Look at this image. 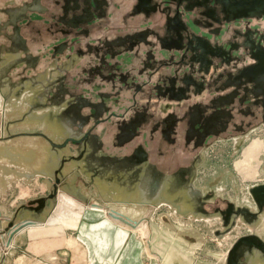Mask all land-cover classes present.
<instances>
[{
  "label": "crops",
  "instance_id": "1",
  "mask_svg": "<svg viewBox=\"0 0 264 264\" xmlns=\"http://www.w3.org/2000/svg\"><path fill=\"white\" fill-rule=\"evenodd\" d=\"M21 1L0 0L3 7H15ZM106 1L107 4L102 6L103 10L93 6V18L83 22L78 28L70 29L71 33L67 32L68 27L60 21L61 5H63L64 0H39L36 7L40 8L41 11L30 10L28 17L23 18L24 20H19V32L27 49V62L22 61L12 66L7 72L10 82L0 83V106L4 107L6 124H8L9 130L13 129L16 132L35 131L41 125V132L45 133L53 141L61 142L69 132L62 121L64 118L62 112L66 111V104L62 102V105H55L53 102L69 101L68 92L88 95L87 89L89 88L87 87H92L94 83L100 86H107V88L97 89L99 91L97 95H102L110 87V84L106 82L108 79H106L105 75H110L114 72L115 87L118 90L116 92V89L113 88L112 98H116L113 102L117 104V113H122L127 121L129 119L135 120L136 116H138L139 122L135 125L136 127L134 126V130H130L128 126V128L119 131L117 120H114L112 128L108 129L110 137L106 138V140L94 133L100 142L98 155L112 157V165L109 163L107 170L104 171L105 173H101V176L93 175L90 171L91 169L86 167L81 160L74 163L66 162L62 166L61 174H63V178H61V184L77 191L89 200L87 204L77 200L80 209L78 208L76 211L82 213V215L78 218L76 229L77 231H83L82 236L84 238L80 246L86 250L89 262L92 260L89 256L91 254L96 259L105 260V262L113 261L117 264H143L141 257L144 256L149 258L150 261L152 260V264H160L158 262L159 258L164 264H198V257L193 256V254L200 248L199 246L204 247V243L201 245L197 243L198 236L202 237L199 229L192 223V220L187 224L183 223V225L178 222L176 215H179L178 213L181 214V211L162 200L164 197H176L179 192L174 195L166 194L168 185L163 180L154 195L152 203L141 204L127 200L144 196V192L139 186V181L144 171H142L139 178H134L131 172L123 169L124 163L126 158L144 156L146 161L152 165L153 172L156 175H173L181 169L187 170L194 167V176L191 180L196 187L197 164L199 163L198 161L204 160L206 147H209L213 142L226 139L228 134H221L218 137H211L196 142L193 135L185 137L184 133H176L175 135V133L163 132L165 118L171 115H174V117L181 115L187 111V108L194 101L198 100V98H194L179 104L174 99L156 94L154 90L155 84L161 81L165 74L171 75L175 68L174 65H171L172 63L168 64L169 66L158 68L161 65L160 62L169 56L176 58L180 54L174 48L170 49L171 47H168V49L163 48L165 52H160V44L152 38L153 34L149 35L152 32L151 28L155 27V25L157 27L158 24H161L159 36L162 37L165 34V15L158 11L149 12L146 9L149 4L138 7L136 0ZM117 5L125 8L124 11L126 13L123 21L117 20L118 17L115 14L112 19L108 15L109 11L112 10L114 12V8ZM49 6H51V9ZM95 10L99 12V16ZM7 19V14L0 15V22L3 21L4 23ZM109 20L121 21L122 27L124 26L125 28L117 33L102 31L101 27L104 26L103 29L106 31ZM114 26L117 27L115 23ZM94 28H100V30L97 31ZM144 30L148 31L149 34L146 33V39L150 40L153 45L151 47L147 45L146 48H140L138 51L137 49L128 50L127 55H125L126 59L123 53L125 51L120 50V48L127 45L131 35ZM74 35L81 42L72 43L70 48L69 40ZM95 36H97V39L103 37V43L107 44L109 42L111 47L112 40L116 39L114 48H112L114 53L92 49L97 46L96 43H89L86 39ZM208 38L212 41L214 36ZM2 39L3 36L1 34L0 42ZM44 41L45 44L41 46ZM5 43L9 44V42ZM47 43H49V50L48 48L43 50ZM5 47V44L0 45V67L8 63L10 59H15L17 55L20 58H25L21 46L16 49L15 54L8 52ZM94 50L96 53H93ZM147 51L153 52L156 63L151 67L145 68L143 64ZM121 54L123 55L120 57ZM96 64H100L99 71L97 70L99 73L93 69V65ZM16 71L17 73L21 71V76L18 75L21 78H17ZM74 75L73 83L78 86L71 88L66 82L72 84L71 77H74ZM54 85H61V87L66 89V92L55 90L56 86ZM148 93H151L152 97L147 100ZM129 97H133V100L131 101ZM79 113L85 112L80 109ZM215 124H217V121L213 122L212 125ZM73 129L76 130L75 128ZM133 131H136L137 134L145 131L144 140L141 136L129 141L130 132ZM245 132L246 129L242 131V133ZM148 136H150V140ZM243 137H237L235 141ZM201 142H204V144L201 145L199 152L196 154L192 152L188 156L187 166L182 164L178 165L177 170H171V166H173L172 164L177 158L178 153L176 152L179 149L183 147L182 150L192 151ZM40 145L44 146L46 151H43ZM0 147L7 150L13 157L11 162L0 163V166L2 165L5 170L7 169L4 175L27 176L26 180L32 181L41 174L45 176L43 179L46 182L45 187L53 182L52 175L48 171L50 170L51 172L53 168L57 167L58 163L55 157L52 158L53 162L46 166V174L42 172L43 170H36L32 166L33 162L37 163V160H41L40 162L43 163L44 160L50 157V145L45 139L40 136H16L11 140L4 141ZM75 148V144L70 145L68 153H75ZM167 149L172 150V156L166 154ZM32 153L35 154L33 155ZM63 153L65 152L60 151V155H63ZM19 154H24L22 157H26V160L20 161L19 157L21 156ZM165 164H168L166 169L163 168L166 166ZM9 165H14L15 167L9 169L7 168ZM149 175L152 174L150 173ZM35 176L37 177L35 178ZM182 177L186 180L190 175L184 171ZM63 196L71 197L68 194ZM90 201L108 206L114 218L108 214L109 210L107 211V208L100 206H95V208ZM119 215H124L132 220L141 216L146 217L139 225L136 226L133 223V226H130L127 222L119 220L123 217ZM200 217L207 218L208 216ZM189 219H191L190 216ZM86 224L89 227L84 229L92 232H85L86 230L81 228V226ZM148 226H150V229ZM149 231L150 235H148ZM137 236L140 240V245L134 246V241L138 240ZM85 238H88V240L86 241ZM231 244L224 251L221 264H224L226 253ZM94 245L96 247L91 250L90 246ZM110 252H112V255L109 254ZM153 253L156 254V259L153 258Z\"/></svg>",
  "mask_w": 264,
  "mask_h": 264
},
{
  "label": "rangeland",
  "instance_id": "2",
  "mask_svg": "<svg viewBox=\"0 0 264 264\" xmlns=\"http://www.w3.org/2000/svg\"><path fill=\"white\" fill-rule=\"evenodd\" d=\"M16 1L19 2L21 0H16ZM1 3L2 2H0V8H3ZM49 7L51 9V6ZM124 9L125 8H123L121 5H117L114 8V12L111 10L109 11L108 15L112 19V16L115 14L118 17L117 20L123 21V19H125L124 14L126 13ZM188 15L189 14L186 13L185 21L190 25L192 30H194L196 33H199L200 29L195 27L193 28L194 25L192 24ZM253 20H258V19L257 18L251 19L250 25L254 27H259V22ZM20 21L18 22V26H20ZM121 21L109 20V23L106 26V31L105 29H103L105 26L101 27V30L108 33L120 32L125 28L124 26L122 27L120 23ZM112 22H114L117 27H115L114 23ZM12 29L13 27L10 28V25H7L4 28V30L0 32V35L2 34L3 36L0 45L5 44L6 45L5 49H7L8 52L11 46L10 45L11 39L7 37V34H12ZM67 29H68L67 32L71 33L70 29H74V28L68 27ZM94 29H96L97 31L100 30V28H94ZM222 29H225V27H222ZM151 30L152 33H150L149 35L153 34L152 38L158 41L159 39L157 38V34L160 33L159 30H161V24L160 25L158 24L157 27L155 25V27H152ZM204 35H207V37L212 36L209 33H206ZM215 37L221 38V35H217ZM45 41L42 43L41 46L45 44ZM69 41H70V48L72 47V43L81 42L76 35L72 36ZM86 41L89 43L95 42L98 47L102 48V50L100 51L106 50L105 48L102 47L104 41L103 37L98 39L97 36L90 37L87 38ZM148 41L151 42L150 40ZM5 42H9V44L7 45ZM147 45L151 47L150 44H146L141 41L135 48L138 51L140 48L143 47L146 48ZM47 48L49 50V43H47L45 47H43V50ZM160 49H161L160 52H165L161 48V46ZM176 52H178V50ZM232 52L234 56L239 54V52L235 50ZM26 53L27 52L23 51L24 56L26 55ZM93 53H96V51L94 50ZM93 53L91 54L93 55ZM123 53H124V57L127 59L125 55H127L128 52L125 51ZM122 55L123 54H121L120 57ZM247 56L245 57L246 59H244L246 63L248 61H253L250 59V57ZM214 59H215L214 61L216 62L221 63L222 61L220 58H214ZM223 65L233 67L232 64L229 65L223 64ZM105 70L107 71V69ZM15 74L18 76L21 74V71H19L18 73L16 71ZM110 75H111V79H108L106 81L107 83L110 84V87L108 91L103 92L102 95L100 94L97 95V93L99 92L97 89L107 88V86L106 85L100 86L95 83L92 87L91 86L87 87L89 88L87 89L88 95H83L82 93L72 94V92L67 91L68 92L67 95H69L68 97H71V95H76L78 97L87 99L91 103H103L105 109L102 110L98 118L99 121L97 123H94L91 132L95 133L96 135H100L105 140L106 138L110 137L109 135L110 131H107V129L108 128L111 129L112 122H114L112 119L113 116L112 113L118 112L117 104L113 102V100L116 98L115 97L112 98L113 88L116 90L118 89L115 87L116 85L112 84L115 81H112V74ZM206 76L208 77L209 74H207ZM17 78L19 79L21 77L18 76ZM74 79H75V75L74 77L73 76L71 77L72 84L66 82V84L71 86V88L78 86L73 83ZM89 84L91 85V83ZM249 96L250 98L245 99L243 104H240L239 101L234 102L233 109L234 111H236L239 108H246V106H250V108L252 109V113L247 114L245 112H239V113L237 112L238 113L237 116L235 114L236 112H233L235 117L229 120L228 125L225 127L226 129H224V131L220 132L219 135H214V134L206 135L204 138V139L207 138L209 139L211 137H218L221 134L222 135L228 134L226 139L213 142L209 147H206L207 149L205 151L203 161H198L197 159L199 163L197 164L198 175L196 179V187L201 189L205 196L209 195V197H206V201L202 203L203 209L208 213H215L217 212V209L224 211L229 208L231 202L234 203V205L236 206H248L252 210L256 209L255 203L249 193L248 187L259 183H264V151L259 155V157L257 158L258 160L255 161V164L258 165L256 171L257 173L252 174V176L248 177V179H242L243 176L240 175L235 169L236 162L242 159V152L249 145V143H251V140L257 138L264 139V116H262L261 113L262 111L252 103L251 95ZM150 97H152V94L148 93L146 99L148 100ZM129 99L133 100L132 97H129ZM2 108L3 107L0 106V145L1 146L4 143V141H8L12 139L10 138L3 140L2 137L6 136L8 133L13 134L19 132V131L16 132L13 129L11 130L2 129V124L7 125L5 118L6 115L4 112L5 110ZM82 110L85 112L82 113L83 115L90 117V121L84 124V126L82 127V130H85L92 123L91 116L95 113V109H93V107L90 106H83L81 108V111ZM41 128L42 127L40 125L35 131L41 132ZM74 128L76 129V127ZM250 128L252 132H250L251 131ZM245 129L246 132L242 133V131ZM176 130L179 131L178 134L184 133V129L181 126H179V128H177ZM35 131L32 130L31 132H35ZM22 132H26V131H22ZM141 133L138 134L135 133L133 136L130 137L129 141L131 139L134 140L140 138L141 136L143 137L144 140L146 132L141 131ZM240 136H244V137L242 139H239L238 141H235V139ZM149 137L150 136H148V138ZM183 140H185V138H183ZM200 147L201 144H199L197 147H194L192 151L191 150L188 151L186 149L182 150L183 147L179 149L176 152L178 153L177 158L174 160L175 162L174 164H172L173 166H171L172 167L171 170L172 169L177 170L178 165L185 164L183 166H187V162L189 160L188 156L190 155V153L193 152V154H196L197 152H199ZM166 154L168 156H172V150L167 149ZM23 155L24 154H19V156H21L19 157L20 161L26 160V157H22ZM198 157L200 158L199 154ZM7 162L8 161L4 162L0 160V163H7ZM165 165L166 166L163 167L164 169H166L168 164ZM12 167L14 168L15 166L9 165L7 168L10 169ZM5 172H7V169L5 170V168L1 165L0 166V264H117L116 262L113 261L105 262V260L96 259L95 256L93 257L91 254H89V256L92 260L89 262L87 258V252L85 249H83V251H78V253L77 252L75 253L73 249L66 247V242L69 238H74L79 244V246L80 244H82V239L84 240V238L82 236L83 231L82 232L81 230L77 231L76 229L78 218H80L82 215V213L76 211L80 205L75 198L63 196L65 193L62 192L58 194L57 207L53 210L52 214L47 215V218L44 222H39L38 224H34V225L26 224L24 227L15 231L17 227V223L23 220V218H37L44 216L45 211L49 212V210L52 207L49 198L46 199L45 206L42 208L43 209L42 211L37 212L32 208L39 206V203L35 201V199L48 195L50 184L47 187H45L46 182L43 181L45 176L41 174L38 175V177L35 176V178L37 177L36 179L29 181L26 180L27 176L22 177V176H16L15 174L4 175ZM89 192L91 193V191ZM90 203L92 202L90 201ZM178 214L179 215H176L178 222H180L183 225V223L187 224L190 222V220H192V223L199 229V232L202 235V237L198 236L197 243L198 245L204 243L205 248L199 246L200 248H198L196 250V253L193 254V256L195 255L198 257L199 260L198 264H221L223 259V253L228 247V245H230L236 237L242 234H247L250 231H252L250 230L252 229L251 226L246 225L245 222L237 219L236 220L237 222L235 224L236 226L234 225L228 232H226L227 234L226 233L222 234L223 235L222 236L221 233H219V231L222 230L221 228H223L222 219L218 213L217 215L214 214L207 218L199 217L200 215L196 217L193 216V214H189V215H183L180 213ZM119 216H123L122 218L125 217L128 221H130V219L124 215H119ZM189 216L191 219H189ZM144 217L146 216H141L138 219L137 218H134L133 220L131 219V222L137 226L140 224L142 220H144ZM259 218L261 220L260 225L262 226L264 224V214H260ZM11 221L12 224L9 225V222ZM87 227H89L87 226V224L85 226L84 225L81 226V228L83 229L84 228L87 229ZM149 227L150 226H148V228ZM150 231L148 232V235H150ZM85 232H92V231L86 230ZM255 233L262 240H264V225L262 226V230L260 232H255ZM86 236L88 237V235ZM137 239L138 240L134 241L133 243L134 246H136L137 244L140 245L139 244L140 240L138 236ZM85 240L87 241L88 238L87 239L85 238ZM95 247L96 245L90 246V249L92 250V248ZM109 254L112 255V252H110ZM153 258L154 259L157 258L156 254H154ZM141 260L143 261V264H152L151 262L152 260L150 261L149 258H147L146 256L141 257ZM241 260L243 264H245L243 258H241ZM257 264H261V263H257Z\"/></svg>",
  "mask_w": 264,
  "mask_h": 264
},
{
  "label": "water",
  "instance_id": "3",
  "mask_svg": "<svg viewBox=\"0 0 264 264\" xmlns=\"http://www.w3.org/2000/svg\"><path fill=\"white\" fill-rule=\"evenodd\" d=\"M38 1L39 0H33L32 4H24V6L20 10L7 12L8 19L2 25H0V29L6 27L7 25H11L13 27L12 34H7V37L11 39V46L9 48L10 53L15 54L16 49H18L19 46H21V49L24 52H27L26 46L24 45V40L21 38L19 32L18 21L20 19L26 18L25 11L27 9L33 10L34 8H36L38 11H41L40 8L36 7ZM177 1L186 2V11L191 10L195 5L204 7L208 10L206 13L207 16H211L212 12L214 11L213 9H210V3L213 2L215 5L220 6V11L222 12L226 21H234L236 19L242 18H260L264 16V0ZM144 2V0H139L138 7L146 6L147 1L145 3ZM148 2L150 3V0H148ZM104 4L105 3L103 1L96 0H64L63 5H61L62 15L60 17V21L67 27L78 28L80 24L93 18V6H96L99 10H103L102 6ZM69 13L70 16H68ZM96 14L99 16V12H96ZM181 15L182 12L177 11L174 18V24L167 28L170 31L171 36L166 41L167 43L164 42V40L162 41V46L168 49V47H170L168 44H172V48H174L176 51L178 50V52L180 53V57L178 60L183 64V66L188 67L190 70H198V72L204 70L205 73L212 64L211 58H220L222 60V63L225 64H229L233 59H235L234 57H232L231 50L223 49L224 47L219 44H211L209 38L206 35L196 33L194 30H192L190 25L185 21L186 18H182V20L180 19ZM134 38L135 42L133 44V47L139 44L141 41L146 44L148 43L146 41V33H141V35L138 34ZM243 45L245 49L248 48L250 50V55L254 62L246 65L240 71V74L238 75L239 82H237L236 85L243 83L245 84L247 82L253 83V86L255 87L254 95H262L261 102L262 106L264 107V36L257 30H255L252 35L245 36ZM26 55L25 58H20L17 55L15 56V59H10L8 63L0 67V83L10 82L9 77L7 76V72L12 66H15L17 63L26 61ZM184 74L185 73H183V75L181 76V82L188 85L190 83V78H187V75L184 76ZM174 83L175 81L173 80V78L170 79L171 86L169 85V87L166 89V92L168 93L170 98L179 101L187 98L183 87H179L178 91H175ZM54 86H56V90L66 92V89L64 87H61V85ZM60 102L61 103H59L58 101H54L53 103L55 105H62V102L66 104V111L62 112V116L64 117L62 121L64 127H66L69 131L68 135H66L61 142L53 141L45 133L37 131L18 132L13 134L8 133L6 136L2 137L3 140H5L14 138L16 136H40L44 138L50 145L49 162L51 164V162H53L52 158L55 157L58 165L57 167L53 168V170H51L52 173L50 172V170L48 171L52 175L51 178H53V182L50 183L48 195L35 199V201L39 203V206L33 207L32 209L36 210L37 212L43 210L42 208L45 206V201L47 198L50 199L52 206L58 190L72 192L77 197H79L80 200L89 202V200L84 195L61 184V178H63L61 169L64 163H74L81 160L85 163L86 167L91 169L90 171L93 175L96 174L99 176L102 175L101 173H105L104 171L107 170V165L109 163L112 165V157H106V155H98V151L100 150V142L97 140V136L91 132L94 123L98 122V118L102 110L104 109V105L101 103H90L82 99V97H78L76 95H71L69 101L61 100ZM83 106H90L95 109V113L91 116L92 123L85 130H82V127L84 126V124L90 121V117L79 113V110ZM220 116L221 115H218V113H213L210 116L206 117L204 120L198 118L194 121L192 127L201 136V138L203 137V139L206 135L209 134L216 135L218 130L210 129V126L213 124V122L219 120ZM137 123L138 121L132 122L130 124V129L134 130V126ZM196 124L199 125L198 128L195 127ZM74 127H76V130L73 129ZM126 127L127 126H125V128ZM6 128L8 129V124L6 125ZM134 134V132H130L129 137L133 136ZM74 143L76 144L75 153H68V147ZM60 151H63L65 153H63V155H60ZM12 158V155L8 153L7 150H5L3 147H0L1 161L11 162ZM124 164H121L124 165L123 169L131 172L134 178H139L142 171H144L143 176H141V180L139 181V186L144 192V196L138 199L127 200L135 201L141 204L152 203L154 200V195L157 193L158 188L162 184V181L165 180V183L168 185L166 194L174 195L176 192H179V194L176 195V197L162 198L164 202L175 206L181 211V214L183 215L193 214V216L196 217L199 215L209 217L214 214L217 215L218 213L222 219L223 228L219 231L221 235L228 232L236 224L237 219L245 222L249 226H253V223L258 219L260 214L264 212V183H259L248 187L249 193L255 203V210H252L248 206H236L231 202L229 208L224 211L217 209V212L215 213H208L203 209L202 203L206 201V197H209V195L205 196L201 189L193 185L191 180L194 176V167H191L187 170L181 169L179 170V172H176L173 175H156L153 172L154 169L152 165H150L146 161V158H144V156H140L139 158H136L135 156L126 158ZM184 171L190 175V177L186 180H184L182 177ZM42 172L46 174L45 170ZM150 173L152 175H149ZM91 204H93L94 207L100 206L105 207V209L107 208V211L109 210L108 214L114 218V215L110 213L111 209L108 206H104L95 202H92ZM47 214L48 211H45L44 216L41 217L23 218V220L17 223L15 231L24 227L26 224L34 225L42 222L45 218V215ZM119 220L125 221L128 225L133 226V223H131V219L130 221L125 218H121ZM11 224L12 221L9 222V225ZM255 251H259V254L264 255V240H262L255 232L242 234L236 237V239L231 244L226 253L224 264H243L241 258H243V261L246 264L247 257ZM158 260L160 264H164L160 258Z\"/></svg>",
  "mask_w": 264,
  "mask_h": 264
},
{
  "label": "flooded vegetation",
  "instance_id": "4",
  "mask_svg": "<svg viewBox=\"0 0 264 264\" xmlns=\"http://www.w3.org/2000/svg\"><path fill=\"white\" fill-rule=\"evenodd\" d=\"M32 1L33 0H22L15 7L8 6V7L0 8V15H4V14L8 15L7 12L20 10L24 6V4L26 3L32 4ZM96 1H103L105 4H107L106 0H96ZM144 1L145 2L147 1V4L149 3L148 0H144ZM136 2L137 4H139L138 3L139 0H136ZM186 5L187 4L185 1L179 2L177 0H150V3L148 7H146V9H148L149 12L158 11L165 15V28H164L165 34H163L162 37H160L159 34H157V38L159 39L158 41L160 43L161 48L162 49L164 48L162 46V41L164 40V42H166L168 38L171 36L170 31L167 28L172 24H174V18L176 16V13L177 11H180L182 12V15L180 16L181 20L182 18L185 19L186 13H188L189 19L194 25L193 28L195 27L200 29L199 34L209 33L210 35H212L211 37L214 36V39L212 38L213 39L212 41L209 39L211 44L213 43L219 44L224 47L223 49L231 50L232 57L235 58L231 61V63H229L232 64L233 67L225 66L223 65L225 63L221 64L222 61L221 63L216 62L214 61L215 60L214 58H211L212 64L210 65V68L206 70L207 72L205 73L204 70L198 72V70H190L188 67L183 66V64L178 60L180 56L176 58L169 56L167 59H164L165 61L162 60L160 62L161 65L158 68L162 66H169L168 64L171 63H172L171 65H174L175 68L173 69L171 75L165 74L161 78V81H158L155 84L154 90L156 91V94H161L164 97L171 99L168 93L166 92V89L170 85V79L173 78V80L175 81L174 83L175 91H178L179 87H183L185 95L187 96V98L182 99L180 101L176 100L179 104H181L182 102L192 100L194 98H198V100L194 101V103L187 108V111H185L181 115L176 117H174V115H171L165 118L163 132L166 133L171 132L172 134L175 133L176 135V133H179V131H177L176 129L179 128V126H181L184 129L185 137L193 135L194 139H196V142H200L201 140L202 141L204 140L203 137L201 138V136L192 127V124H194V121L196 119L200 118L201 120H204L206 117L210 116L213 113L214 114L218 113V115H221L220 119L217 120V124L210 126V129L218 130L216 135H219L220 132L226 129L225 127L228 125L229 120L235 117L233 112H236L235 113L236 115L239 112H245L247 114L252 113V109L250 108V106H246V108H239L237 110L235 109L236 111H234L233 109L234 102L239 101L240 104H243L245 99L250 98L249 95H251L252 97L251 100L252 103L262 111L261 112L262 116H264V107L262 106V102H261L262 95H257V96L254 95L255 87L253 86V83L247 82L245 84L243 83L236 85V83L239 82L238 75L240 74V71L246 65L254 62V61H248L246 63L244 61L247 55H248L247 57H250V59L253 60L250 55V50L248 48L245 49L243 45L245 36L252 35L255 30H257L260 34L264 36V16L257 18L258 20H253L259 22V27H254L250 25L251 19L253 18H242V19H236L234 21H226L224 19L222 12L220 11V6L215 5L213 2L210 3V9L214 10L211 16L206 15L208 11L207 9L196 5L193 6L191 10L186 11L185 9ZM34 10L37 9H33V11ZM29 11L30 10L28 9L25 11L26 17H28ZM2 24L3 21L2 23L0 22V25ZM222 27H225V29H222ZM4 28L5 27L1 28L0 32L4 30ZM19 31H20V27H19ZM203 31H205L206 33ZM141 33H148V31L145 30L139 31L136 34L131 35L130 37L131 39L128 41L127 45L122 46L120 50L128 51V50L136 49L135 47L138 44L133 47V44L135 42L134 37L138 34L141 35ZM217 35H221V38H216L215 36ZM142 38H143V34H142ZM115 40L116 39L112 40V47L111 44H109V42L107 44L103 43L102 47L106 49L105 51H109L112 54L114 53V51H112V48H114ZM146 41L148 42L147 44L153 45V43L149 42L147 39ZM168 45L171 48L173 46L172 44H168ZM92 49H95L96 51L102 50V48L98 46H94ZM234 50L238 51L239 54L234 56L232 52ZM174 59L176 61H174ZM155 63L156 62L154 60V55L152 51L151 52L147 51V53L145 54V61L143 66L147 68V67H151ZM99 68H100V64L93 65V69H95L97 73H99L98 72ZM183 73H185L184 76L187 75V78H190L189 81L190 85L189 84L186 85L181 82V76L183 75ZM207 74H209L208 77L206 76ZM105 77L106 79H111V75L109 74L105 75ZM114 78H115V73L112 72V81L115 80ZM112 84L115 85V82H113ZM82 99L88 101L85 98ZM112 114H113L112 116L113 121L117 120L119 131L124 130L125 126H127L126 128H128L129 126L130 129V124L134 121L139 122L138 116H136L135 120L129 119V121H127V119H124V115H121L122 113L115 112ZM195 127L198 128L199 125L196 124ZM133 132L136 133V131ZM129 139L130 137L128 138V140ZM203 144L204 142L201 143V145Z\"/></svg>",
  "mask_w": 264,
  "mask_h": 264
},
{
  "label": "bare ground",
  "instance_id": "5",
  "mask_svg": "<svg viewBox=\"0 0 264 264\" xmlns=\"http://www.w3.org/2000/svg\"><path fill=\"white\" fill-rule=\"evenodd\" d=\"M12 26L10 25V28ZM149 74V73H148ZM148 83V82H147ZM154 91V90H153ZM132 95V94H131ZM136 96V94H135ZM133 99V97H132ZM132 101V100H131ZM4 108V107H3ZM2 108V109H3ZM2 129H7L6 125L2 124ZM41 146V145H40ZM41 149L43 151H46V148L43 146H41ZM264 151V139H255L252 140L251 143L245 148V150H243L242 152V159L238 162H236L235 164V169L236 171L243 176L242 179H248V177L252 176V174L257 173V164H255V161L258 160L257 158L259 157V155ZM34 155V153H33ZM41 160H39L37 163L33 162V166L34 168H36V170L39 171H44L46 169L47 165H50L49 163V157L48 159L44 160V162H40ZM42 163V164H41ZM251 179V178H250ZM62 192L68 195H71V197L75 198L76 200L83 202V203H89V202H85L80 200L79 197H77L74 193L72 192H66L64 190H58L55 196V200L54 203L51 207V209L49 210L48 214H52L53 210L57 207V201H58V194ZM264 214V212L262 213ZM47 215L45 216L44 220L42 222H44L47 218ZM260 217V216H259ZM258 217V219L253 223L252 229L255 232H260L262 230V226L261 224V220ZM242 225V224H240ZM247 225V224H246ZM236 226V225H235ZM250 227V228H251ZM251 232V231H250ZM227 234V233H226ZM227 236V235H226ZM66 247L73 249L75 251V253L78 251H83V248L81 246H79V244L77 243V241L74 238H69L66 242ZM51 252V251H50ZM259 251H255L254 253L250 254L247 259H246V264H257V263H261L264 264V255L259 254ZM49 253V252H48ZM84 257V256H83ZM86 261V260H85Z\"/></svg>",
  "mask_w": 264,
  "mask_h": 264
}]
</instances>
